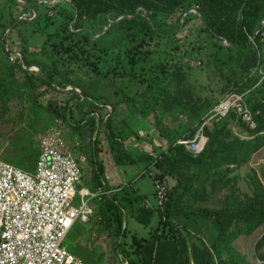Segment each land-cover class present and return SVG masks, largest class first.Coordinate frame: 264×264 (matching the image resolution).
I'll return each instance as SVG.
<instances>
[{
    "label": "trees",
    "instance_id": "1",
    "mask_svg": "<svg viewBox=\"0 0 264 264\" xmlns=\"http://www.w3.org/2000/svg\"><path fill=\"white\" fill-rule=\"evenodd\" d=\"M26 1L28 5L34 3L32 0ZM68 1L65 5L70 9L69 14H62V20L52 32L48 28L55 21L49 17L48 11L54 7L44 6V11L37 8V14L30 21L23 18L18 21L11 20L12 28L20 29L29 25L32 34L37 33L45 39L35 53L19 51L22 66L26 69L21 66L19 59L13 63L0 61V110H7L10 99L17 91L26 92L33 112L43 109L69 125L76 134H80L85 127L93 133L96 127L103 126L112 159L117 167L147 162L144 171L152 173L154 183L166 187L167 200L161 208L156 206L159 219L149 236L132 238V251L127 250L123 242L127 234L124 227L126 215L115 197L101 195L99 200H94L98 203L102 201L99 204L101 224L108 233L112 229L111 223L115 224L112 230L115 231L117 240L119 239L116 242L117 250L128 264H243L245 257L237 253L232 244L240 236H250L264 224V188L261 183L253 184L251 197L240 199L234 193L225 195L222 207L216 210L184 209L176 205L175 196L181 189H192V184L200 181L203 175L210 179L211 193L227 189L228 169L220 171V168L248 163L251 156L264 146V77L256 85L249 71V65H258L264 71V0ZM21 7L30 8L27 5ZM192 9L196 13H190ZM110 14L113 15L111 21L108 19ZM192 19L197 21L202 33L228 44L224 46L221 43L218 46L228 52L230 59L237 56L236 62L244 58L248 64L244 69V76L236 83V90L231 91L246 92L245 101L256 122V128L248 131V137L242 138L231 133L228 128L230 123L240 122L230 113L226 118L203 127L207 141L199 154L194 155L184 145L177 143L179 140H191L194 137L211 106L194 98L191 88L183 84L184 72L180 61L174 56L158 64L162 73H170L174 82L172 91L148 86L150 97L136 104L133 97L119 90L122 97L110 106V110L101 103V97H92L85 89L73 84L59 69L64 56H69L71 60L93 56L91 51L97 47L98 40L93 37L105 29L108 32L111 28L120 30L122 39L129 44L128 50L133 56L137 52L152 51V47H149L160 41L176 43L180 39L177 32H180L182 24H187ZM87 22L94 24L89 32L85 29ZM192 30H189L190 34L195 32ZM201 48H204L203 44L196 43L191 49L200 51ZM217 60L215 57V61ZM131 62L134 63V58ZM218 62L224 67L228 65L227 61L221 59ZM32 66L38 71L28 69ZM67 86L74 87L69 90L72 95L70 100L59 105L41 103L47 94L58 93ZM121 106L128 110L127 116L140 115L159 125L167 141L166 149L155 156L132 155L125 147L122 130L116 127L118 121L124 120L119 117L122 114ZM98 145L99 139L91 138L87 146L88 152L86 146H79L80 154L91 168L90 183L88 186L84 185L91 192L112 191L104 177V166L98 158ZM38 153L36 146L30 147L24 155V163H30L28 171L33 170ZM210 174H214L215 178H211ZM168 177L174 179L175 183L171 186L167 183ZM150 216L148 215V219ZM174 216H181L188 222L209 220L216 232L210 245L188 241L173 224ZM81 226L82 223L77 222L64 241L66 249L75 256L76 249L69 243ZM255 251L258 259L264 262V234L256 242Z\"/></svg>",
    "mask_w": 264,
    "mask_h": 264
},
{
    "label": "rangeland",
    "instance_id": "2",
    "mask_svg": "<svg viewBox=\"0 0 264 264\" xmlns=\"http://www.w3.org/2000/svg\"><path fill=\"white\" fill-rule=\"evenodd\" d=\"M32 1L33 5H28L26 0H0V61L13 63L20 58V50L26 53H35L44 43L43 36L37 33L32 34L31 26L24 25L20 29L12 28L11 20L17 19L18 21L20 18H25L30 21L37 14V8L44 11L42 10L44 6L54 7L48 11L49 17L55 21L54 25L48 28V31L52 32L62 20V14H69L70 11L69 7L65 5L66 1ZM24 5L30 8L22 9L21 6ZM111 16L113 15L108 16L109 21L113 20ZM92 26L94 27L93 23L87 22L86 31L89 32V28ZM180 29V32H177L180 39L176 43L160 41L149 47H152V51L137 52L133 56L128 50L129 44L122 39L123 34L120 30L111 28L108 32L105 29L93 37L98 39L97 47L91 51L94 53L93 56L79 57L74 60H71L69 56H64L59 69L73 84L85 89L92 97H101V103L107 105L105 108L110 110V106L122 97L119 90L133 97L136 104L150 97L148 86L172 91L174 82L170 78V73H162L158 64H162L167 58L174 56L180 61L181 69L184 72L183 84L191 88L194 98L213 107L227 93L236 90V83L244 76V69L248 67V64L244 58H240V62H236L237 56H232L230 59L228 52L218 46L223 42L202 33L198 28L197 21L192 19L187 24H182ZM189 30L195 32L190 34ZM188 34L189 36H186ZM196 43L203 44L204 48H201L200 51L191 49ZM132 57L134 58L133 64ZM215 57H217V61H215ZM219 59L227 61L228 65L222 66L218 62ZM29 70L35 71L36 69L32 66ZM249 71L258 85L264 77V71L258 65L254 67L249 65ZM72 88L74 87L67 86L58 93L47 94L41 103L43 105L47 103L59 105V103L70 100L72 95L69 90ZM75 90L79 92L78 89ZM121 107L122 114L119 117L124 120L123 122L118 121L116 127L118 130H122L125 136V147L132 155L155 156L166 149L167 141L163 137L159 125L152 119L140 115L127 116L128 110H125L124 106ZM51 127L62 129L64 137L69 142L79 143L82 147L86 146L87 152L90 139L98 138V158L102 164L104 161L106 163L105 166L103 164V172L107 183L110 177L116 176L115 173L121 172L122 176L119 174L116 177L120 183L108 185L112 188L110 195L115 197L117 203L122 207V212L126 215L124 227L127 229V234L123 242L127 250L132 251L134 248L130 246L132 238L148 237L159 219L152 173L144 171L147 162L142 161L137 165L117 167L112 159L103 126L96 127L93 133L88 127H85L80 134H76L71 131L69 125L43 109L33 112L27 93L22 91H17L16 95L10 99L7 110H0V160L28 171L30 163H24V155L30 147L37 146L39 137ZM228 128L233 135L242 138L248 137V131L241 123L231 122ZM224 169H228L226 174V179L229 182L227 189L211 193L210 179L203 175L200 181L192 184V189L179 191L175 196L176 205L184 209L216 210L222 207L223 198L229 193H234L240 199H245L252 196L255 182L261 183L264 188V165L259 163L257 153L251 156L248 163L234 164L229 167L222 166L220 171ZM210 176L215 178L214 174H210ZM90 180L91 168L85 160L82 183L88 186ZM167 183L171 186L175 182L174 179L168 177ZM147 202L150 203V206L146 208L144 206ZM100 203L102 201L92 203L94 207L92 217L76 230L69 244L75 247L76 256L82 257L88 263L128 264L117 250L116 242L118 243L119 239L117 240V235L112 230L115 224L111 223L110 233L101 224ZM148 215H151L150 219H148ZM172 221L188 241L198 244L202 242L209 246L216 234L214 226L209 220L198 219L199 222H188L181 216H174ZM263 234L264 224L255 229L250 236H240L233 242L232 246L236 252L245 257L243 264H264L258 259L255 251V244ZM133 256L134 254H132Z\"/></svg>",
    "mask_w": 264,
    "mask_h": 264
},
{
    "label": "built area",
    "instance_id": "3",
    "mask_svg": "<svg viewBox=\"0 0 264 264\" xmlns=\"http://www.w3.org/2000/svg\"><path fill=\"white\" fill-rule=\"evenodd\" d=\"M245 94L227 93L204 116L194 138L177 143L199 154L207 141L203 127L230 113L247 131L254 130L256 122ZM79 146L69 142L62 129L51 127L39 137L32 171L0 160V264H88L63 244L77 222L85 224L92 217L94 200L111 191L91 192L82 183L85 157ZM256 153L264 165V146ZM154 184L156 206L161 208L167 189Z\"/></svg>",
    "mask_w": 264,
    "mask_h": 264
},
{
    "label": "crops",
    "instance_id": "4",
    "mask_svg": "<svg viewBox=\"0 0 264 264\" xmlns=\"http://www.w3.org/2000/svg\"><path fill=\"white\" fill-rule=\"evenodd\" d=\"M103 164H104V166L106 165L105 161H104ZM119 174H120V176H122V175H121V172H120V173H115L116 176H112V177H110V178H109V182H108V184H111V183H112V184H113V183L118 184V183H120L119 180H116V177L119 176ZM110 181H111V182H110ZM148 204H149V205H148ZM145 205L150 206V203L147 202V203H145Z\"/></svg>",
    "mask_w": 264,
    "mask_h": 264
},
{
    "label": "water",
    "instance_id": "5",
    "mask_svg": "<svg viewBox=\"0 0 264 264\" xmlns=\"http://www.w3.org/2000/svg\"><path fill=\"white\" fill-rule=\"evenodd\" d=\"M62 1H66V2H69L68 0H62ZM29 7V6H28ZM191 11H193V10H190V12ZM186 15V14H185ZM185 15H183V18H184V16ZM20 19H22V18H20ZM25 19V18H24ZM224 41V40H223ZM19 63L21 64V66H22V59H21V56H20V58H19ZM34 67V66H33ZM24 69H26L25 67H23ZM29 69V68H28ZM35 71H38V69L35 67ZM72 89H74V88H72Z\"/></svg>",
    "mask_w": 264,
    "mask_h": 264
}]
</instances>
